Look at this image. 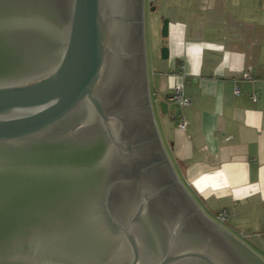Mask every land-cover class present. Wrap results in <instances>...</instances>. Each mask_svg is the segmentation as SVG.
Returning <instances> with one entry per match:
<instances>
[{"label": "water", "instance_id": "water-1", "mask_svg": "<svg viewBox=\"0 0 264 264\" xmlns=\"http://www.w3.org/2000/svg\"><path fill=\"white\" fill-rule=\"evenodd\" d=\"M143 12L144 0H0V264H264L164 150Z\"/></svg>", "mask_w": 264, "mask_h": 264}, {"label": "crops", "instance_id": "crops-1", "mask_svg": "<svg viewBox=\"0 0 264 264\" xmlns=\"http://www.w3.org/2000/svg\"><path fill=\"white\" fill-rule=\"evenodd\" d=\"M169 2L168 35L152 47L151 87L172 166L207 216L225 210L223 227L264 255V0ZM178 84L187 107L169 101Z\"/></svg>", "mask_w": 264, "mask_h": 264}, {"label": "rangeland", "instance_id": "rangeland-1", "mask_svg": "<svg viewBox=\"0 0 264 264\" xmlns=\"http://www.w3.org/2000/svg\"><path fill=\"white\" fill-rule=\"evenodd\" d=\"M170 6L169 0H144V12H143V38H144V49H145V60H146V68H147V78H148V92L150 96V100L152 103V110H153V117L154 122L156 125V128L158 130V133L160 135L164 150L172 164V159L170 156V153H168V147L166 144V141L162 137L161 131H160V122H159V116L157 107L154 102V97L152 94V87H151V73H152V62L154 61L153 58H155V55L153 56L154 51H152V47H156V44H159L161 42V29H162V16H165V10L167 7ZM172 109H177L176 106H173ZM168 116V114H166ZM200 209H205L197 203ZM213 219L214 216L211 215V213L207 212ZM222 226L226 227L225 224H222ZM235 235V234H234ZM239 237V236H238ZM237 237V238H238ZM242 242H244L250 249H252L254 252H256L263 260L264 255L258 251L249 241H247L245 238L239 237ZM238 238V239H239ZM239 239V240H240Z\"/></svg>", "mask_w": 264, "mask_h": 264}, {"label": "built area", "instance_id": "built-area-1", "mask_svg": "<svg viewBox=\"0 0 264 264\" xmlns=\"http://www.w3.org/2000/svg\"><path fill=\"white\" fill-rule=\"evenodd\" d=\"M243 79L249 80V81L254 80V78L252 77L250 72L244 73ZM240 92H241L240 87L235 86L234 87V94L236 96H238L240 94ZM251 99L253 102L256 101V98H254V97H252ZM169 101L178 107H187L190 105V102L184 97V86H183V84H178V85L174 86L173 91H172L171 95L169 96ZM172 117H174V116H172ZM174 118L177 120V127L180 130L184 131L187 127V122H186L185 118L182 115H178ZM227 218H228V213L225 210H223V211L218 212L215 215L213 220L216 223H218L219 225H222L227 220Z\"/></svg>", "mask_w": 264, "mask_h": 264}]
</instances>
